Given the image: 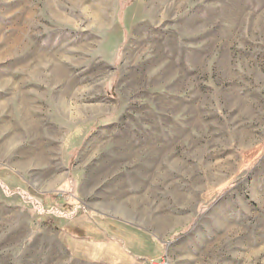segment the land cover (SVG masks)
<instances>
[{"label": "rangeland", "instance_id": "rangeland-1", "mask_svg": "<svg viewBox=\"0 0 264 264\" xmlns=\"http://www.w3.org/2000/svg\"><path fill=\"white\" fill-rule=\"evenodd\" d=\"M0 264H264V0H0Z\"/></svg>", "mask_w": 264, "mask_h": 264}]
</instances>
